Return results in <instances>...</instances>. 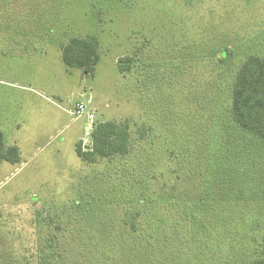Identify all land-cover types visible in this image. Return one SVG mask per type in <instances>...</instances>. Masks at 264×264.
Returning <instances> with one entry per match:
<instances>
[{
	"label": "rangeland",
	"instance_id": "rangeland-1",
	"mask_svg": "<svg viewBox=\"0 0 264 264\" xmlns=\"http://www.w3.org/2000/svg\"><path fill=\"white\" fill-rule=\"evenodd\" d=\"M1 1L0 133L18 158L0 159V264L34 259L49 231L66 251L72 235L107 249L87 236L152 233L155 260L247 264L264 229V144L231 120L230 92L243 60L264 55V0ZM86 35L99 61L67 70L63 46ZM104 121L128 124V153L83 160L76 147Z\"/></svg>",
	"mask_w": 264,
	"mask_h": 264
},
{
	"label": "trees",
	"instance_id": "trees-1",
	"mask_svg": "<svg viewBox=\"0 0 264 264\" xmlns=\"http://www.w3.org/2000/svg\"><path fill=\"white\" fill-rule=\"evenodd\" d=\"M1 2L3 3V0ZM98 46V39L93 35L73 36L63 46L61 59L67 70L79 68L84 74L90 73L99 61ZM129 63V59L118 61L121 70L123 64L129 65ZM230 99L229 115L238 130L264 144V55L250 54L243 60L233 78ZM91 138L89 151H83L80 146L76 147L78 156L85 161L93 160L94 156H123L130 149L131 135L126 122L122 124L115 121L97 122L92 129ZM17 158V145H5L3 135L0 133V159L12 162ZM259 198L264 204V182L259 192ZM202 203L203 199L196 200L193 205L187 206L198 209ZM174 204L179 203L175 202ZM181 204L186 206L185 203ZM142 214L140 206H134L131 211L125 213L123 225L132 226L135 230ZM184 216L192 223L198 220L195 213H186ZM92 234L87 236L89 243L92 242L96 245L103 241L115 244V246H108L107 249H98L97 247L87 249V242L82 235H72L69 242L72 247L66 251L64 247L60 249L57 247L58 236L55 231H49L48 235H44V241L39 242L34 259H28L26 264H170L166 261L152 259L147 255L149 249L153 248L155 244L153 240H149L152 233L142 237L136 234L133 238L120 233L115 237L101 236L98 239ZM256 249L255 256L247 264H264V229L261 234V242Z\"/></svg>",
	"mask_w": 264,
	"mask_h": 264
},
{
	"label": "built area",
	"instance_id": "built-area-1",
	"mask_svg": "<svg viewBox=\"0 0 264 264\" xmlns=\"http://www.w3.org/2000/svg\"><path fill=\"white\" fill-rule=\"evenodd\" d=\"M84 111V104L83 103H77L74 107V109L71 111L72 114L76 116H80Z\"/></svg>",
	"mask_w": 264,
	"mask_h": 264
}]
</instances>
